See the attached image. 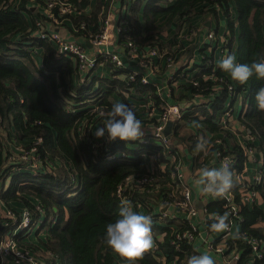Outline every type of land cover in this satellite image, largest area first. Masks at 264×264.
Instances as JSON below:
<instances>
[{"label":"trees","instance_id":"16d2710c","mask_svg":"<svg viewBox=\"0 0 264 264\" xmlns=\"http://www.w3.org/2000/svg\"><path fill=\"white\" fill-rule=\"evenodd\" d=\"M70 1L81 10L89 2ZM133 1L129 8L130 18L119 22L118 45L125 46L131 41L141 52L149 46L178 60L179 50L184 49L177 38L178 33L170 42L163 41V29H168L175 18L186 21L196 15L220 18L221 13L227 25L224 36L227 55L231 54L237 41L233 50L237 62H264V0H145L143 8V0ZM29 2L0 0V179L7 175L10 178L6 188L0 182V202L8 209L11 204L22 205L30 213L32 223L27 234L39 233L42 246L24 239L23 232L15 235L14 240L18 246L33 249L44 264H126V258L114 252L103 239L105 225L118 219L119 208L124 205L116 195V188L127 175L148 173L146 155L153 156L157 165L168 152L160 145L142 143L141 137L109 141L106 137H96L94 131L103 124L118 98L130 105L128 98L133 93L142 96L148 92L157 106L163 101L156 86L142 84L139 75L134 81L115 76L126 74L125 68L116 71L114 77L97 76L93 74L95 70L80 73L72 57L57 55L52 43L32 35L36 29L34 18L38 14L29 7ZM100 5L97 0L89 16L74 17V27L78 28L84 22L88 33H91L88 28L97 31ZM140 9L143 23L138 18ZM34 46L42 47L44 51L40 65L33 57ZM194 48H185L183 56H191ZM209 58L213 60L211 56ZM211 64L213 61L209 63L204 56L202 72L211 73ZM214 75L233 83L238 93L246 90L238 118L255 137L254 147L264 161V110L257 107L254 99L258 89L264 86V79L253 75L240 83L219 64ZM192 79L199 85L185 84L184 90L189 95L207 94L213 86L211 82L205 83L201 75H193ZM226 96L227 92L223 90L211 108L192 107L174 122L168 141L171 149H184L198 165L203 164L214 147L205 154L195 150V144L203 135V129L213 134L222 132L214 118ZM187 98L182 95L176 102ZM140 120L142 124L155 122L153 118L142 119V116ZM188 124L192 125V131L187 128ZM88 128L91 130L87 131ZM16 141H20L26 150L34 149L41 162L35 172L28 168L16 169L17 163L12 160ZM234 147L241 160L242 150ZM109 155L112 159H108ZM47 163L54 165L53 170H47ZM153 175L155 182L173 184L168 174L156 170ZM256 189L264 202V173ZM128 200L134 211L140 212L142 208L145 215L155 204L147 193L138 190H134ZM205 205L208 213L224 214L221 196ZM12 213L11 218L0 216L1 223L6 224L4 231H12L20 221L19 211L14 209ZM240 213L241 231L264 240V226L259 225L264 222L263 206H241ZM214 220H208L207 225L211 227ZM160 223L165 225L152 223V235L165 259L145 251L132 264H187L190 256L195 255L189 244L182 243L177 250L170 243L173 231L169 225L183 228V222L167 217ZM161 234L163 238L158 241ZM232 241L234 244L231 245L241 251V258L236 261L241 264L250 256V246L238 236ZM253 264H264V256Z\"/></svg>","mask_w":264,"mask_h":264},{"label":"built area","instance_id":"2783aa9c","mask_svg":"<svg viewBox=\"0 0 264 264\" xmlns=\"http://www.w3.org/2000/svg\"><path fill=\"white\" fill-rule=\"evenodd\" d=\"M41 2L44 6L45 21L39 17L35 18L36 29L32 35L52 43L57 55L72 57L77 62L80 73L94 71L97 66L105 62L114 68L110 69L113 77L116 71L125 68L128 70L126 74L118 73L115 76L121 77L123 75L129 81H134L139 75L142 84L150 83L156 87L157 64L168 67V78L163 81L164 85H175L178 81L176 79L183 76L178 60L170 55H162L157 51V48L148 46L145 51L141 52L137 46L129 41L125 44L124 58H122V54L116 48L118 46L117 35L120 32L119 22L128 20V6L125 8L124 16L116 24V21L108 14V0H102L98 15V30L94 32L91 31V28H88L91 32L88 33L86 24L81 22L79 27L72 28V34H69L62 27L63 21L69 17L80 16L83 14L82 10L70 0H41ZM79 31H81V34H79ZM205 37L208 41L214 42V31H207ZM85 40L93 46V54H89L86 50ZM221 45L222 53L225 56L227 55L226 43L223 41ZM212 48L213 45L210 44L207 46V51L210 52ZM204 56L208 58L209 63H212L209 55L203 54L202 59H204ZM154 57H157L156 61H154ZM124 59L138 60L140 65L138 68H134L125 64ZM211 65V73L203 72L200 74L205 83H213L207 94L194 93L189 95L187 99L170 104H166L161 98L163 103L157 106L148 92L143 93V97L146 98V114L143 119L153 118L155 122L141 125L143 136L140 141L144 144L160 145L167 149L168 155H165V159L160 160L157 165L154 164L153 156L146 155L148 173L127 175L118 184L116 195L124 203L129 201L128 199L134 190L145 192L155 203L146 213L154 220L152 223L165 225L160 221L167 217L183 222V228L175 224L169 225L173 231L170 243L177 250H179L182 243H186L193 249L195 255L206 253L213 257L216 264H236V261L241 258V251H238L235 245L232 246L231 243L234 244L232 240L234 236H238L250 246V256L241 264H253L256 259H261L264 256V240L241 231L242 216L240 212L241 206L258 204L260 195L256 186L261 181L264 166L261 156L259 157L258 151L254 147L255 137L246 130L238 118L246 93L245 95L242 92L238 93L233 83L224 77H216L214 71L218 65L215 63ZM190 84L199 85L192 78H190ZM223 90H226L227 96L223 101V106L215 113L214 118L216 124L221 127L222 132L213 134L203 129V135H200L199 138L206 139L210 147H214V150L207 156L203 164L198 165L193 156L184 149H171L168 145L170 138L163 133V129L167 122L172 121L174 123L180 120L192 107L211 108V105ZM239 106L240 110L238 111ZM90 130V128L87 129V131ZM194 133L198 134L195 131ZM234 146H238L242 150L241 160L239 154L234 150ZM93 147L96 148V145L93 144ZM15 149H17L16 146ZM26 151L28 152L27 158L29 161L34 159L37 161L35 170L39 169L41 162L34 153V149ZM108 159H112V155H109ZM168 163L172 166H169ZM225 163L228 164L233 173L234 185L224 196H221L224 213H228L226 221L228 228L217 232L207 225V221L214 220L217 214L208 213L205 204L209 201H215L219 196L202 193L200 191L202 186H197L195 180L198 178L199 169L202 167L219 168ZM249 163L253 164L252 169H249ZM53 166L47 163L46 168L50 171L53 170L51 169ZM156 170L162 174H168L173 179V184L155 182L156 176L154 177L153 174L156 173ZM188 178L194 183L187 184L186 179ZM197 200L201 201L202 209L196 205ZM0 207V216L8 218L13 216V211L3 208L1 202ZM19 213L20 221L15 229L4 231V227H6L4 223L0 237V264H8V260L11 261V264H44L33 249L28 246H18L14 240L15 235L21 232L27 234L32 223L30 213L26 209L22 208ZM162 238L163 234L158 236V241H161ZM146 252L156 255L158 259H165V255L158 249L154 238L153 246Z\"/></svg>","mask_w":264,"mask_h":264},{"label":"clouds","instance_id":"9594fccd","mask_svg":"<svg viewBox=\"0 0 264 264\" xmlns=\"http://www.w3.org/2000/svg\"><path fill=\"white\" fill-rule=\"evenodd\" d=\"M219 67L240 83L248 81L253 75L257 79H264V62L239 63L233 55L228 54L220 60ZM254 99L257 107L264 110V86L258 89ZM141 124L142 121L137 118L132 107L118 101L112 104L103 124L96 128L94 135L106 137L109 141L117 138L135 140L143 136ZM209 147V142L204 138H199L195 144V150L205 154ZM195 183L202 186V193L224 196L234 185L233 173L227 163L219 168L202 167ZM227 217V212L217 214L211 228L217 232L227 229ZM103 239L114 252L126 258V264H132L153 246L152 218L134 211L131 202L125 201L119 208L118 219L105 225ZM187 264H215V261L212 256L204 253L190 256Z\"/></svg>","mask_w":264,"mask_h":264},{"label":"crops","instance_id":"0c3cea01","mask_svg":"<svg viewBox=\"0 0 264 264\" xmlns=\"http://www.w3.org/2000/svg\"><path fill=\"white\" fill-rule=\"evenodd\" d=\"M99 2L101 3L102 0H99ZM133 2H134L133 0H108V8H107L108 14L110 17L114 19V21H116V24H118L117 22L119 21V18L124 16L125 8L127 6L130 8ZM96 3H97V0H89L86 7L82 9L83 15L89 16L91 12L95 9ZM145 3L146 1L143 0L141 8H143ZM28 5L33 10L34 13L38 14V17L39 15L41 16L39 17L41 18V20L45 21L44 6L41 0L39 1L34 0L32 3L29 2ZM99 11H100V8H99ZM99 11H98V15H99ZM232 14H235L234 10ZM219 15H220V18H215V17L211 18L209 15H196L192 17L189 21L179 20L178 18H175L172 20L168 30L166 29L167 32L165 33V35H167V37H165L164 35L162 36L161 34V38L163 39V41L170 42L172 40L173 35H175L177 32L178 33L177 38L181 41V44L184 46V49H181L178 52V63H180L181 65L180 67L182 68L183 76L179 77L178 81L176 79V81L179 84H181V87H174V84L164 85L163 81L168 78L167 77L168 67H163V65L157 64L156 77H155L157 81L156 83L157 93L161 96V98L164 100L166 104L176 102V100H178L179 97L182 95H185L187 97L189 96V93L184 90V85L190 84V78H192L193 75H200L203 73L202 70L205 68L203 66V59H202L203 54L211 56V58L213 59L212 60L213 63H215L216 65H218L220 60L224 57V54L222 53L221 44L223 43L224 36H226L225 34L227 33V29H226L227 25H226V20L221 15V13ZM128 18H130L129 10H128ZM138 18L140 22L143 23V13L141 9L138 11ZM73 19L75 18L74 17L66 18L62 24L63 25L62 27L65 28V31L69 34H72L71 29L74 28ZM97 23H99V18H98ZM209 30L214 31V34H215L214 42L208 41L205 37V33ZM117 40L119 41V33L117 35ZM236 43L237 41H235L232 47V51H231V55H233L235 59H236V54H235V51L233 52V50H234V47H236ZM84 44L86 46V50L88 51V53L93 54L94 53L93 46L86 40L84 41ZM210 44L213 45V48L209 52L207 51V46H209ZM122 45L123 44H120L116 46V48L122 54V58H124L125 46L124 45L122 46ZM188 46H195V48L193 49L191 56H183L185 48H187ZM34 49L36 53H38V57H39L38 63L40 64L41 60L43 59L44 51L42 47H39V46L37 47L34 46ZM153 59L154 61H156L157 57H154ZM124 62L125 64L132 66L134 68H138V66L140 65L138 60L130 61V60L124 59ZM111 68L112 67L109 64L104 62L100 64L99 66H97L93 74H96L97 76H101V77L103 76L111 77V72H110ZM123 75H121V77H124ZM119 99L120 98H118V101L121 102V99L120 100ZM143 99L146 101V98H144L143 95L141 96V94L133 93L132 97L128 98V102L130 103L129 106L132 107V109L136 111H139L141 110V108H144V107L146 109V102L144 103V107L138 103H135V102L142 103ZM239 110H240V106L238 107V111ZM144 114L142 115V117L144 116ZM200 119H202V117H200ZM187 128L191 130L192 125L188 124ZM201 128H203V126ZM261 161L263 162V166H264V161L262 157H261ZM248 167L249 169H252L253 164L249 163ZM186 182L187 184H190V185L194 183L191 181L190 178L186 179ZM8 184H9L8 181L4 183L3 188H6ZM258 204L259 205L261 204V206H263L264 208V202L262 201V198H259ZM196 205L198 206V208L202 209L200 200H197ZM16 206H17L16 204H11L12 209H16L19 211L21 210L20 208H23L22 205L17 206L20 208H17ZM2 207L5 208L3 205ZM140 213L145 214V210L141 208ZM259 225L264 226V222H260ZM23 235L25 236L24 239H27V241H31L32 243L42 246V242L35 240V236H38L40 238L42 237L39 233H35V232L31 234L23 233ZM7 263L11 264V261L8 260Z\"/></svg>","mask_w":264,"mask_h":264},{"label":"rangeland","instance_id":"374dc122","mask_svg":"<svg viewBox=\"0 0 264 264\" xmlns=\"http://www.w3.org/2000/svg\"><path fill=\"white\" fill-rule=\"evenodd\" d=\"M33 1L32 0H30V3H32ZM121 19V17L119 18V20ZM168 30V29H167ZM167 30H165V29H163V32H162V36L164 35L165 37H167V35H165V33L167 32ZM223 41L226 43V38L224 37V39H223ZM33 50V57H34V59H35V61L38 63L39 62V57H38V53H36V51H35V49L33 48L32 49ZM39 64V63H38ZM179 65H180V63H178ZM40 65V64H39ZM181 66V65H180ZM161 74V73H160ZM178 80V79H177ZM174 87H181V84H179L178 82H176V84L174 85ZM245 93H246V90L244 89V90H242V94L243 95H245ZM146 101L143 99L142 100V103H139V102H135V103H138V104H140V105H142L143 107H144V103H145ZM146 111V109H145V107L144 108H141V110H139V111H136V110H134V112L136 113V115H137V118L138 119H141V116L144 114V112ZM145 114H146V112H145ZM145 114H144V116H145ZM142 119H143V117H142ZM29 142V141H28ZM22 143H24V142H22ZM25 143H27V142H25ZM156 144H158L157 142H156ZM15 146H16V148L17 149H15ZM15 146H14V155H13V157H12V160H14L15 161V163H17V168L16 169H19V168H28V169H30V170H32V172H33V170H35V167L37 166V161H36V159H34V160H32V161H29L28 160V158H27V156H28V152L26 151V150H24V148L22 147V145H21V142L20 141H16L15 142ZM9 175H7V177L5 178V177H2L1 179H0V182H1V184H2V186H3V184L4 183H6L7 181L9 182L10 181V178L8 177ZM0 188H1V186H0ZM17 207V206H16ZM1 208V207H0ZM17 208H20V207H17ZM20 209H22V208H20ZM9 210H12V211H14V209H12V208H9ZM18 211V210H17ZM19 232V231H18ZM35 240L36 241H39V242H42L41 240H42V237L40 238V237H38V236H35Z\"/></svg>","mask_w":264,"mask_h":264},{"label":"water","instance_id":"95a60500","mask_svg":"<svg viewBox=\"0 0 264 264\" xmlns=\"http://www.w3.org/2000/svg\"><path fill=\"white\" fill-rule=\"evenodd\" d=\"M172 127H173V122L169 121V122L166 123L165 128L163 129V133L169 138L171 136ZM201 206H202V204H201ZM3 227H4V225L0 221V237H1V234H2V231H3Z\"/></svg>","mask_w":264,"mask_h":264}]
</instances>
